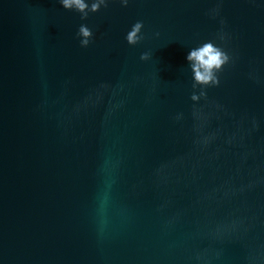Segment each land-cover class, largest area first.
Masks as SVG:
<instances>
[{
    "label": "water",
    "instance_id": "water-1",
    "mask_svg": "<svg viewBox=\"0 0 264 264\" xmlns=\"http://www.w3.org/2000/svg\"><path fill=\"white\" fill-rule=\"evenodd\" d=\"M0 264H264V0H0Z\"/></svg>",
    "mask_w": 264,
    "mask_h": 264
},
{
    "label": "clouds",
    "instance_id": "clouds-1",
    "mask_svg": "<svg viewBox=\"0 0 264 264\" xmlns=\"http://www.w3.org/2000/svg\"><path fill=\"white\" fill-rule=\"evenodd\" d=\"M59 4L66 10L75 11L81 14V19H86L90 13L98 12L101 7H107L109 0H58ZM124 6L129 4V0H120ZM144 22L136 21L127 31L125 39L129 45H136L143 40ZM80 38L82 47H87L93 39V30L87 24H81L76 33ZM159 36V32L155 33ZM151 53L141 54V60H149ZM187 61L191 62L193 72L194 88L200 86L199 95H204V88L207 86H217L220 83L219 75L223 67L231 60L228 51L219 46L213 40H208L193 47L187 54ZM196 98V93H193Z\"/></svg>",
    "mask_w": 264,
    "mask_h": 264
}]
</instances>
